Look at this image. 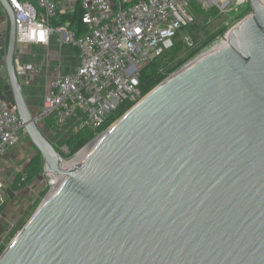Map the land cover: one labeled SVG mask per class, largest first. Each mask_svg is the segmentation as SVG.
Returning a JSON list of instances; mask_svg holds the SVG:
<instances>
[{"label": "water", "instance_id": "obj_1", "mask_svg": "<svg viewBox=\"0 0 264 264\" xmlns=\"http://www.w3.org/2000/svg\"><path fill=\"white\" fill-rule=\"evenodd\" d=\"M249 1L225 44L159 84L68 171L34 121L15 12L0 0L14 106L53 180L0 264H264V4Z\"/></svg>", "mask_w": 264, "mask_h": 264}, {"label": "built area", "instance_id": "obj_2", "mask_svg": "<svg viewBox=\"0 0 264 264\" xmlns=\"http://www.w3.org/2000/svg\"><path fill=\"white\" fill-rule=\"evenodd\" d=\"M191 1L70 0V12L78 2L82 4L83 23L88 28L86 34L77 36L69 26H52L59 8L56 0H8L15 12L17 46H47L55 36L61 46L70 45L79 52L78 68L50 82V92L34 116L36 125L60 151L65 163L74 161L83 151L70 157L67 138L81 129L98 132L119 105L143 99L139 89L141 71L172 49L180 31L196 21L188 9ZM195 1L209 11L233 0ZM183 42L189 45L191 40L185 38ZM22 131L27 134L24 122L0 89V159L18 146ZM3 189L0 181V208Z\"/></svg>", "mask_w": 264, "mask_h": 264}, {"label": "crops", "instance_id": "obj_3", "mask_svg": "<svg viewBox=\"0 0 264 264\" xmlns=\"http://www.w3.org/2000/svg\"><path fill=\"white\" fill-rule=\"evenodd\" d=\"M56 1L59 4L58 12L70 14L74 12H70V9H68L70 0ZM76 5L74 6V10ZM10 34L11 22L9 15L0 3V73L6 68ZM28 45L29 49L33 48L34 50L25 55L22 52L17 55L16 61H18V64L16 66L27 103L35 116L41 109L44 97L50 92V82L60 74L73 73L78 68L80 59L77 48L70 45L61 46L55 36L52 37L50 44L47 46L40 44ZM0 81H2L0 89L4 95V99L6 98L8 103L10 101V104L14 106L10 84L6 83L9 81L8 78H3L0 75ZM32 156L29 154L27 148L23 150L15 147L0 159V181L4 183L2 193L5 194L4 190H7L10 195L9 200H4L0 208L1 241L4 239L2 237L4 231L8 235L16 225L13 222L17 223L20 220V217L15 215V209L17 210L21 206L16 194L22 190L19 188L18 177L28 167Z\"/></svg>", "mask_w": 264, "mask_h": 264}, {"label": "rangeland", "instance_id": "obj_4", "mask_svg": "<svg viewBox=\"0 0 264 264\" xmlns=\"http://www.w3.org/2000/svg\"><path fill=\"white\" fill-rule=\"evenodd\" d=\"M250 8L252 9L249 0H233L232 3L227 4L224 2L219 7H215L209 11H206L202 9V6L197 1L192 0L191 7H188V9L193 15H195L197 19L192 25H189L180 31L177 40L179 41L184 40L185 38H189L191 40L189 45L193 44L195 48H198L201 47L203 43L210 37L216 36V38L207 48L202 49L196 56L187 61L182 66V68L190 64L192 61L199 58L203 54L212 50L215 45L220 44L225 39L227 34L231 31V29H233L239 23L237 22V17L241 15V13L248 11ZM207 33H209L210 36L207 35ZM32 50L34 49H29V45H19L17 46V55L21 54V52L23 53V55H25ZM182 68H180L179 70H181ZM0 75L3 76V78L7 79V68H4V70L1 71ZM1 82L2 81H0V84ZM6 83H9V81H7ZM46 124L49 125L50 122L47 121ZM17 147L23 150H26L27 148L29 154L33 156L37 153V149L32 144L28 135L25 134V131H22L20 133V142ZM49 183L50 180L47 177L44 178L40 176L32 185L25 187L18 193H16L17 199L20 200L21 206L17 210L15 209L16 212H14L17 217H20V220L17 223L13 222L16 225L8 235L6 234V231H4L2 235L4 239L2 241L0 240V242H2L0 243V257L10 246L15 237L24 228L23 224L26 225L29 222V220L32 218L37 209L50 193L51 185ZM4 191L5 194L2 193V198L4 197L3 199L5 201H8L10 195L8 194L7 190Z\"/></svg>", "mask_w": 264, "mask_h": 264}, {"label": "trees", "instance_id": "obj_5", "mask_svg": "<svg viewBox=\"0 0 264 264\" xmlns=\"http://www.w3.org/2000/svg\"><path fill=\"white\" fill-rule=\"evenodd\" d=\"M252 13L250 8L248 11L241 13L237 17V22H240L245 17ZM84 10L81 3H77L76 8L72 14L57 12L55 18L52 21L53 27H67L76 32L77 36H82L87 33L88 28L83 23ZM207 35L210 36L209 33ZM215 37L207 39L201 47L195 48L193 44L187 45L183 40H176L172 49L166 51L160 57L155 58L148 66H146L140 74L139 89L143 97L149 94L159 84L169 78L177 70L196 56L202 49L207 48ZM187 53V54H186ZM184 56V57H183ZM134 102L127 101L119 105L116 110L112 111L105 122V124L98 130L93 132L88 129H81L75 134L67 138L65 144L70 149V157L75 156L81 151L87 144L94 140L99 133L105 132L121 117H123L133 106ZM44 173V161L41 154L38 152L32 156L28 167L24 170L23 174L19 175L20 189L32 185L35 180L42 176ZM26 174V179H23V175ZM23 179V181H21ZM25 224H23V227Z\"/></svg>", "mask_w": 264, "mask_h": 264}, {"label": "bare ground", "instance_id": "obj_6", "mask_svg": "<svg viewBox=\"0 0 264 264\" xmlns=\"http://www.w3.org/2000/svg\"><path fill=\"white\" fill-rule=\"evenodd\" d=\"M261 2L264 4V0H261ZM227 41H228L227 38H225L223 40V42H221L220 44H217V46L215 48H213L209 52L203 54L201 57H204V56L210 54L211 52L215 51L218 47H220L221 45L225 44ZM94 146H95V144L90 146V147H88V148H86V149H84L82 151V153L80 154V156L77 159H75L74 161L69 162V163H64V167L66 168V170H68V171L75 170L77 167L82 165L84 163V161L87 159V157L89 156V154L91 153V151L93 150Z\"/></svg>", "mask_w": 264, "mask_h": 264}]
</instances>
